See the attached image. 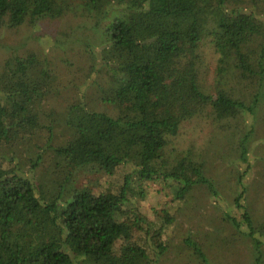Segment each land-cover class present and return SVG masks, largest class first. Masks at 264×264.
Masks as SVG:
<instances>
[{"label": "trees", "instance_id": "1", "mask_svg": "<svg viewBox=\"0 0 264 264\" xmlns=\"http://www.w3.org/2000/svg\"><path fill=\"white\" fill-rule=\"evenodd\" d=\"M69 16L95 36L91 95L57 110L48 102L59 78L40 52L0 64V264H155L176 214L151 219L132 198L150 182L178 186L179 198L208 181L183 160L153 164L184 108L248 114L237 156L252 165L248 138L264 121V0H0V28ZM243 174L231 203L240 218L229 217L258 248L264 221L244 203Z\"/></svg>", "mask_w": 264, "mask_h": 264}, {"label": "rangeland", "instance_id": "2", "mask_svg": "<svg viewBox=\"0 0 264 264\" xmlns=\"http://www.w3.org/2000/svg\"><path fill=\"white\" fill-rule=\"evenodd\" d=\"M114 14L115 10L103 24ZM91 35L95 37L87 23L71 16L43 18L33 24L25 22L15 30L1 27L0 64L11 53L40 52L52 63L59 78L57 95L48 102L58 110L69 97L91 95L96 71L88 70L87 49L90 46L97 49ZM184 110L187 113L178 130L164 133L165 145L153 164L171 170L183 160L186 167H196L199 178L208 181L197 180L179 198L175 193L178 186H174L172 193L168 187L150 182L146 196L132 198L151 219L164 208L176 214V222L163 234L168 247L155 264H264V244L256 248L258 245L248 235L246 225H235L231 220V217L240 218L231 203L237 191L236 179L244 173L241 179L245 186L244 203L253 208L251 214L257 226L264 221L263 119L255 123V132L248 138L252 164L248 165L237 156L240 136L253 122L248 114L207 103L190 104ZM186 167L184 172L188 175ZM208 182L216 187V196L209 193ZM258 235L261 236L260 230Z\"/></svg>", "mask_w": 264, "mask_h": 264}]
</instances>
